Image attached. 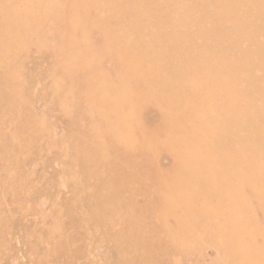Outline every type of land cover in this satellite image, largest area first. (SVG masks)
Instances as JSON below:
<instances>
[{"label":"rangeland","instance_id":"obj_1","mask_svg":"<svg viewBox=\"0 0 264 264\" xmlns=\"http://www.w3.org/2000/svg\"><path fill=\"white\" fill-rule=\"evenodd\" d=\"M0 264H264V0H0Z\"/></svg>","mask_w":264,"mask_h":264}]
</instances>
